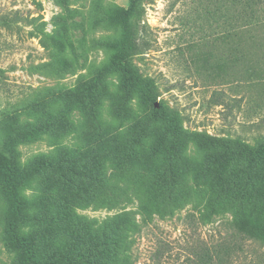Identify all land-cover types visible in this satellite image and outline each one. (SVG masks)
<instances>
[{
    "label": "rangeland",
    "instance_id": "1",
    "mask_svg": "<svg viewBox=\"0 0 264 264\" xmlns=\"http://www.w3.org/2000/svg\"><path fill=\"white\" fill-rule=\"evenodd\" d=\"M262 146L264 0H0V159L40 264H264ZM10 207L0 175V264H26Z\"/></svg>",
    "mask_w": 264,
    "mask_h": 264
},
{
    "label": "trees",
    "instance_id": "2",
    "mask_svg": "<svg viewBox=\"0 0 264 264\" xmlns=\"http://www.w3.org/2000/svg\"><path fill=\"white\" fill-rule=\"evenodd\" d=\"M132 81L140 87V89L143 91L147 99L149 100L154 99V97H152V92H151L150 85L148 84V82L137 79L135 78V76H132ZM240 147H244V146L241 145ZM245 150L249 151L247 147H245ZM250 153H248L250 156L255 155L256 157L263 155L264 146H262L261 148L257 150H254L253 152L250 151ZM0 175L2 177V185H3L4 191L7 194V197L10 201V206H11L10 211L8 213V219H7L8 227H7V232H6V239L12 246H15L18 249H20V251L22 252L24 256V261L26 264H40V262L35 258L31 249L27 245L26 241L24 239L17 237L15 234V226L18 221L19 206H20L18 197L13 189V180H14L15 175H14V172L10 164L2 159H0ZM227 191L228 190L226 187L225 189L223 188L220 189V193H227Z\"/></svg>",
    "mask_w": 264,
    "mask_h": 264
}]
</instances>
